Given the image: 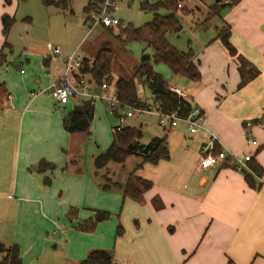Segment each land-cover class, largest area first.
I'll list each match as a JSON object with an SVG mask.
<instances>
[{
	"label": "crops",
	"instance_id": "0c3cea01",
	"mask_svg": "<svg viewBox=\"0 0 264 264\" xmlns=\"http://www.w3.org/2000/svg\"><path fill=\"white\" fill-rule=\"evenodd\" d=\"M18 2L0 0V47L11 37V31L3 33L2 16H14ZM251 2L253 8H264V0H240L221 15L227 19L224 27L232 29V43L259 74L239 86L238 60L217 37L203 42L196 59L198 84L185 82L194 93L186 84L171 86L188 93L194 106L207 113L204 128L191 133L183 122L169 130L159 128L156 135L167 134L170 158L146 162L134 172L153 182L143 201L102 188L94 168L100 152L84 156L75 144L79 133L64 129L63 118L73 108H66L70 102L61 104L42 91L63 75L66 54L48 57L51 73L38 75V83L37 74L17 83L0 71V82L11 95L0 106V240L17 244L24 264H80L95 249L114 251L121 264H264V174L256 179L261 182L257 188L247 182L243 170L224 161L199 167L213 133L218 148L251 154L264 168V42L242 39L233 19L235 9L248 8ZM99 103L108 113L106 102ZM94 120L91 129L97 127ZM142 129L155 135L152 129ZM247 134L256 144L247 142ZM41 160L56 168L35 170ZM134 170L118 174L117 180L125 182ZM96 210H118L123 235L114 234L107 220L92 232L78 229Z\"/></svg>",
	"mask_w": 264,
	"mask_h": 264
},
{
	"label": "trees",
	"instance_id": "16d2710c",
	"mask_svg": "<svg viewBox=\"0 0 264 264\" xmlns=\"http://www.w3.org/2000/svg\"><path fill=\"white\" fill-rule=\"evenodd\" d=\"M9 1V0H7ZM24 1V0H19ZM45 6L55 5L61 9H68L69 0H41ZM103 0H88L85 7L86 12L97 9ZM240 0H215L209 6V12L205 18L206 27L210 21L221 16L223 9L231 7ZM143 9L150 10L154 13L152 21L145 23L142 26H134L131 23H126L123 20L115 26L118 28V38L121 43L126 44L130 41H141L151 46L155 53L153 59L156 62L167 64L175 75L186 77L190 80L197 81L201 77L199 63L195 59L194 53L190 51H181L170 43L167 39L168 32H179L182 29V24L179 19L178 12L189 13L186 7L178 8L175 0H161L156 3H149L145 0L142 4ZM160 8H167L169 13L161 14ZM15 23V17L9 14L2 16L3 33L8 36L12 26ZM109 31L113 27H106ZM231 28L224 27L218 34L220 39L227 49L228 53L238 60V69L241 75L239 86L245 85L259 74V70L246 57L239 54L237 48L231 41ZM11 44L6 41L3 47H0V69L7 63V48H11ZM115 54L109 46L101 48L93 57L92 63L88 58L80 67L82 73H88L92 76L97 86L103 81L112 82V72L115 64ZM135 76L141 78L147 89L152 94V101L164 112L177 111L180 115L186 116L195 108L192 98L187 94L181 96L171 89V84L164 76L154 70V67L149 61H143L138 66L134 67ZM115 87L120 100L126 105L137 107L148 106V100H143L137 89V83L134 77L119 76L115 81ZM8 95V89L5 83L0 82V103H2ZM77 104L64 116V129L70 133H86L91 134V126L95 116V104L92 100L75 98ZM147 138L143 133V129L137 125L130 124L122 130L113 131V139L106 150L100 152L94 157L95 174L103 189H119L125 197H130L137 201L144 200V193L153 186L151 180L135 175L144 163L156 164L160 160L170 158V151L167 142V134L162 136L154 135ZM221 148L217 147V150ZM130 155L141 157V161L136 164L135 170L131 172L125 182L111 181L107 174L99 175L101 169H106L110 162L124 163ZM77 163V160H73ZM225 164L236 167V164L224 162ZM249 169H244L247 182L259 187L261 182H257L264 174L263 166L254 158L248 161ZM56 165L41 160L34 169L39 172L54 170ZM49 182V178H47ZM112 213L107 210H96L94 216L84 220L78 229L92 232L96 229L100 222L111 219ZM124 227L119 224L116 234L123 235ZM0 264H24L20 249L17 244H6L0 240ZM80 264H121L117 261L114 251L107 249L92 250L86 258L80 261Z\"/></svg>",
	"mask_w": 264,
	"mask_h": 264
},
{
	"label": "rangeland",
	"instance_id": "374dc122",
	"mask_svg": "<svg viewBox=\"0 0 264 264\" xmlns=\"http://www.w3.org/2000/svg\"><path fill=\"white\" fill-rule=\"evenodd\" d=\"M69 1L70 5L68 9H61L55 5L45 6L41 0H24L18 2L14 15L15 23L12 30H10L11 37L8 40L12 47L6 49L7 63L0 69L1 72L8 73L17 83H20V80L25 77L37 74L34 80L38 83L37 79H39V76H46L51 73L48 71L51 69V66L48 67L47 60L49 56H54L51 51L53 46L61 47L62 55L66 54L69 56L77 52L79 56L90 59H93L94 55L101 48L109 46L116 57L111 84H115L119 76L127 78L134 77L140 97L143 100H148L149 103L153 102L152 94L145 87L146 85L141 78L135 76L134 69V67L142 62L144 55H150V59L147 61L170 84L177 83L184 87L187 85L185 82L194 85L198 84L197 81L175 75L167 64L154 61L153 55L155 50L145 42L130 41L123 44L118 38V34L120 33L117 27H113V30L109 31L108 28L101 24L91 26L88 12L85 10L88 0ZM144 1L122 0L120 2L122 9L117 12V16L124 22L131 23L136 27L152 21L154 13L142 8ZM148 1L149 3H156L161 0ZM214 2L215 0H183L184 5L182 7H186L189 13L185 14L179 10L178 15L182 29L179 32H168L167 39L170 43L181 51L191 50L194 53L195 59H197L203 49V42L218 37V34L227 25V19L222 14L221 16L214 17L206 27L205 18L209 12V6ZM239 2L228 8H234ZM235 10L233 19L238 20V23H235L234 28L238 31L239 36L242 39H251L254 43L261 45L264 42V8H253L251 2L248 8L247 5H244L242 9ZM159 12L161 14H167L169 10L167 8H160ZM251 21L255 26L251 24ZM258 21H261V23L258 24ZM241 55L246 57L243 53ZM246 59L249 60L248 57ZM249 61L251 62V60ZM21 70H24V73ZM36 87H39V85ZM187 87L189 86L187 85ZM188 91L190 94L194 93L190 90V87ZM77 102V100L70 101L66 108L71 109ZM95 108L96 117L94 123L97 127L91 129L92 135L90 136L82 132L76 134L74 137L75 144L77 145V147H74L81 148L82 153L83 151L85 153L84 156L88 158L96 155L104 147L107 148L110 145L114 131L112 127L117 122L114 115L106 112L103 103L98 102ZM61 110L66 111L65 107H62ZM158 119V116L155 114H147L143 118L136 116L129 122L140 128L152 129L151 131L156 135L160 131ZM139 158L140 156L130 155L124 163L113 162L106 169H101L99 175L102 176L106 173L111 181H118V174L120 177L128 174L133 166L135 168L136 164L141 161ZM111 212V219L106 222H110L107 227H112L115 234L119 224L124 228L125 225L120 218L118 210H111Z\"/></svg>",
	"mask_w": 264,
	"mask_h": 264
},
{
	"label": "built area",
	"instance_id": "2783aa9c",
	"mask_svg": "<svg viewBox=\"0 0 264 264\" xmlns=\"http://www.w3.org/2000/svg\"><path fill=\"white\" fill-rule=\"evenodd\" d=\"M121 1L122 0H103L97 9L89 11L88 18L91 26L98 24L105 27L117 26L122 20L117 16V12L122 9L120 6ZM175 1L179 8L184 5L183 0ZM51 51L56 55L62 53V49L59 46H53ZM84 58L79 56L77 52L67 56L66 70L63 75L42 91L50 93L52 97L61 104L68 103L75 98L92 100L95 105L98 102L105 101L109 113L117 118V123L113 127L114 130H122L124 127L131 124L129 121L134 117L143 118L147 114L157 115L159 118L158 125L164 130L176 127L181 122L187 125L191 133H196L201 128H204V121L207 113L199 107H195L190 114L183 116L177 111L164 112L153 102L149 103L146 107L124 104L118 97L115 86L112 87L111 83L107 81H103L100 86H97L90 74L80 71ZM88 60L92 63V59L88 58ZM171 89L181 96L187 95L178 87L171 86ZM35 94H37V92H33V95ZM8 99H11L10 94L0 103V106L5 105V101ZM246 126H248V124ZM246 138L249 144H256V139L252 136L247 134ZM218 141V136L212 133L207 145L202 149V157L199 162V167L201 169L207 168L217 161L236 164L239 170L249 169L248 161L253 158L251 154L244 153L238 155L223 149L217 150Z\"/></svg>",
	"mask_w": 264,
	"mask_h": 264
},
{
	"label": "water",
	"instance_id": "95a60500",
	"mask_svg": "<svg viewBox=\"0 0 264 264\" xmlns=\"http://www.w3.org/2000/svg\"><path fill=\"white\" fill-rule=\"evenodd\" d=\"M148 59H150V55H149V54L144 55V56L142 57V62H143V61H147ZM143 133H144V135H146V136H148V137L151 136V132H149L148 130H143Z\"/></svg>",
	"mask_w": 264,
	"mask_h": 264
}]
</instances>
